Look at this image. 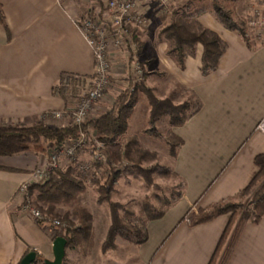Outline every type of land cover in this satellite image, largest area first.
Wrapping results in <instances>:
<instances>
[{"label":"crops","instance_id":"1","mask_svg":"<svg viewBox=\"0 0 264 264\" xmlns=\"http://www.w3.org/2000/svg\"><path fill=\"white\" fill-rule=\"evenodd\" d=\"M103 2L0 0L7 22V28L0 22V125H30L33 121L28 120L67 105L69 99L55 94L62 75L90 76L94 69L92 48L75 19L88 11L106 12ZM149 4L154 7L157 1L151 0ZM146 7L145 2L139 6L146 24L133 27L137 55L149 44L148 12L152 8L145 10ZM198 20L227 44L218 68L209 75L204 76L200 70L202 44H198L195 56L186 58L183 68L167 54L166 42L151 45L155 54L151 65L156 61L173 79L192 89L201 107L182 126L174 127L182 145L171 166L184 182V196L164 217L149 223L148 240L131 249L132 264H208L230 214L194 227L187 215L194 207L208 208L247 187L258 172L255 157L264 154V133L257 129L264 119V38L249 46L241 35L225 28L210 8ZM120 51L111 50L110 54L118 57ZM148 63L149 60L142 59L146 72ZM149 71L152 72L150 68ZM156 90L158 97L166 98L174 88L162 93L157 86ZM139 101L140 98L129 119L128 131L135 119V123L141 121L142 130L149 124L150 106L145 107L141 120ZM131 134L136 135L135 130ZM39 159L32 150L0 156V264H20L30 251L37 253L32 264L54 259L53 243L60 236L57 229L46 222L38 223L23 212L18 195L20 183L30 178L29 172L39 165ZM106 222L102 242L110 219ZM102 242L100 239L96 251L101 255ZM72 258L66 248L65 264H73ZM92 258L88 256L77 263L94 264ZM106 260L98 264H124L125 258ZM228 264H264V216L258 223L248 222L244 226Z\"/></svg>","mask_w":264,"mask_h":264},{"label":"trees","instance_id":"2","mask_svg":"<svg viewBox=\"0 0 264 264\" xmlns=\"http://www.w3.org/2000/svg\"><path fill=\"white\" fill-rule=\"evenodd\" d=\"M204 12H206L205 8L194 9L192 11L190 7H187V9L184 8V12L179 17L177 11H172L173 18L175 17L176 19H173L162 30V34L171 42L168 50L169 55L182 68L184 67L186 58L188 56H195L198 44H202L204 52L200 70L204 76H207L218 68L220 59L227 49V44L216 32L199 22L198 18ZM212 14L225 28L237 32L249 46H252V38L247 30L246 20H235L230 11L225 10L217 1H215ZM0 22L7 28L6 17L1 3ZM131 31L133 33L134 28H131ZM134 38L136 40V36ZM146 74L144 71V78ZM144 78L138 82L140 83L139 85H136L134 89H131L132 91L127 93V96L120 97L113 108L99 115L96 119L88 121L85 128L94 132L98 142L105 146L117 144L118 138L128 128L129 118L136 104L137 90L143 91L149 100L150 127L147 132L155 136L159 135L157 124L163 117L167 116L170 124L178 127L186 123L199 111L201 101L193 90L190 89L188 91L193 97L186 98L181 103H176L171 96L166 98L158 97L153 88L145 85ZM75 92V90L70 91L71 94H76ZM60 96L67 98L64 92ZM79 130L80 127L77 125L57 127L45 124L42 121L31 125L1 124L0 156H14L27 152L31 150L33 144L36 145L43 142H51L53 146L55 145L57 148H60L69 140L75 139L79 135ZM172 135L175 143L171 144V150L173 151V157L176 158L178 149L182 145V139L176 134ZM137 143L138 139L131 137L127 139L123 149L117 152V160H121L122 152L125 158L130 159L131 157L132 163L126 166L125 170L109 165L111 168L109 176L104 178L103 181L95 182L99 193L98 202L109 203L111 209L110 226L102 245L104 252L117 247V237L133 242L136 245L145 243L149 238L146 221L161 219L184 196V182L182 180V190L173 200L168 201L163 208L153 205L146 206L143 211L147 214L146 221L144 219H131L129 216L135 217V212L128 210L125 204L111 199V194L116 183L126 171L127 173L131 172V174L141 175L149 186L155 184V174L165 175L172 172L179 177L170 166L155 164L143 167L141 162L135 158L139 151V148L137 151L135 147ZM139 154L142 156L140 158L144 159L143 154ZM254 161L258 172L247 187L235 196L223 199L208 208L192 213L188 218L186 217L190 226L194 227L212 222L221 215L230 214L229 223L208 264H228L244 226L248 222L258 223L264 216V154H258ZM114 162L116 163L117 161ZM73 172L72 169L62 170L53 168L51 172L49 171L48 177L43 182L34 183L30 186V191L35 195L39 207L47 214L54 215L56 213V203L66 202L74 198L78 192L84 190V180L82 178L77 179L79 178L77 175L73 177ZM79 211H81L77 213V216H81L79 222L73 223L72 220L65 218L70 226L68 225L63 233H60L61 236L67 239V248H75L80 239H90L93 237L91 212L86 209ZM39 222L43 223L44 221L40 220Z\"/></svg>","mask_w":264,"mask_h":264},{"label":"rangeland","instance_id":"3","mask_svg":"<svg viewBox=\"0 0 264 264\" xmlns=\"http://www.w3.org/2000/svg\"><path fill=\"white\" fill-rule=\"evenodd\" d=\"M150 1L151 0H144L143 3H141L144 4L145 2V5H147L145 10H148V8L153 9L148 12L150 17V24L147 30L149 44L148 46H146L147 49H145V47L142 45L143 48L141 47V54L137 55V58L142 66V59L144 61L149 60V67L147 69L148 71L146 72L144 68L145 72L147 73L144 78L145 85L147 87L153 88L156 94L157 86L159 90H162V93L165 92L168 88H174L173 94L171 93L169 96L172 95L173 98H176V103H181L186 98L193 97L192 94L188 92L190 89L173 79L170 73L167 74V71H163L164 68L159 67L156 61L152 62L154 64L151 65V58L155 60V54L152 50L153 47H151V45L157 46L158 41L166 42L168 48L167 54L169 55L168 50L170 48L171 42L170 40L166 39L164 34H162V30L167 25H169V23L172 22L173 19H176L175 17L173 18V14L171 12L177 11L178 16L180 17V15H182V13L184 12V8L186 7H190V10H197L198 8H210L213 10L215 1H217L218 4L224 7L225 10L230 11L231 15L235 20L247 21V30L249 31L251 38L253 39L255 38V34L249 25L250 15L255 10H264V4H262V0H170L169 5L166 6L167 8L165 7L167 10L165 8H161V11L157 6L158 3L153 7V4L152 6H150ZM131 34L133 40L135 41V36H133V33ZM263 38L264 37L262 36V39ZM255 41L258 42V40L256 39ZM111 50L118 49L112 47ZM113 55L114 54H110V59L112 63L111 71L114 75L111 81V85L109 86L107 91L102 95V97L93 103L92 107L90 108L87 114V117L84 120V125L81 126L79 130V134L82 132L86 135L87 143L84 146L80 147L76 153L72 154L73 156L65 155L64 150L60 151L62 150L60 149L62 147L57 148V146H53L51 142H43L36 145L33 144L31 146V150L36 152V154L40 156V159L38 163L39 165H37L29 172V179H31V174L34 171L39 169H46L49 164H52V158L54 157V155H59L56 157L58 163L57 169H72L74 171L73 177H76L75 175H77V177H79L77 179L82 178L84 180V190L78 192L74 198L69 199L66 202L56 203V213H54V215L47 214L42 208L39 207L38 203L36 202L35 195L31 193L29 187V194L32 199L33 207L40 210L41 213L44 215V218L46 219L44 222L51 225L52 227H55L53 225V221L55 220H59L62 223V226L55 227L59 235L60 233H63V231L69 225V222L66 221L65 218L72 220L73 223H78L79 218L81 217L79 215L77 216V213L81 212L79 210L86 209L91 212L93 237L90 239H80V243L78 242L75 248L69 247V254L73 257V264H78L81 259L87 258L88 256L93 257L91 260L94 264H98L100 262H107V257H111V259L120 258L121 261H123V258H125V260L123 261L124 264H132V260L129 258V256L131 255L130 252L132 247L136 245L135 243L125 240L121 237H117L116 248L108 250L106 252H104L102 249V245L105 239H103L104 241L102 242L101 234L102 231L106 230V221L107 219H110L111 209L109 203L98 202L99 193L97 190V185L95 183L96 181H103L104 178L109 176L111 172L110 166L118 167L121 170H125V167L129 166L132 163L130 160L131 157L130 159L125 158L123 152L121 155V160H117V152H120L121 149H123L127 139L131 137H136L138 139V143L135 147L137 151L139 148V151L135 158L137 161L141 162V165L143 167H149L155 164H161L172 167L171 164L174 160L173 151L171 150V144L175 143V139L172 134L176 133H174V126L170 124L169 118L167 116L163 117L157 124V128L159 131L158 136L147 132L148 128L150 127L149 124L145 127L144 130H142V128L144 127H142L143 125L141 121L139 122L138 120L135 123V119L133 120V128L130 131H128L129 129L127 128L126 132L118 138L117 144H114L112 146H105L102 143L98 142L94 132L90 129L85 128L88 121L96 119L99 115L113 108L120 97L127 96V93L132 91L131 89H134L136 85L140 84L138 82L136 83V81L133 80L134 75L132 73V70H130L132 69L131 60H128L129 64L127 65V62L124 63V60L121 57L122 55H119L118 57ZM149 68L152 70V72L149 71ZM123 75H125V77H123ZM139 98V102L141 104L140 109L138 110L140 113L138 118L142 120V114L145 113V107L148 105L150 106V104L146 94L141 90H137L136 104L134 105V108L135 106H137ZM77 104L78 101L76 99H72L67 103L64 108L47 111L43 113L39 118L37 117V119L33 120L30 119L27 122L33 121V123H35L42 121L45 124L57 127L73 126L72 119L69 115L57 117L55 113L59 111H64L67 107L75 108ZM134 108L132 110L130 118L133 117ZM132 130H135L136 135L131 134ZM118 142L121 143V145H119ZM96 151L103 153L104 158L102 160H98L95 157ZM139 153L143 154L144 159L140 158L142 156H140ZM112 156L114 157L112 158ZM114 161L117 162L115 163ZM111 162L112 164H110ZM47 177H44L41 180H39L40 178H38L36 180L37 182H32L33 180L31 179L30 186L34 183L43 182ZM154 181L155 184L149 186L145 183L141 175L131 174V172L127 173L126 171V173H124L116 183L115 188L111 194V199L115 202L125 204L128 210L135 212V217L129 216L131 219H144L146 221L147 214L143 211L145 210L147 205H153L158 208H163L168 201L173 200L177 196V194L182 190V179L177 175H174V173L172 172L165 175L155 174ZM198 211L199 210L194 207L193 210L191 209V212L187 215V218L192 213H196ZM32 218L38 223H40L39 219H36L34 217ZM150 222L151 221L148 222V220L146 221L147 227ZM95 231L98 233V237L96 236ZM100 239L102 242L101 251L103 255L96 253V251H98V247H100Z\"/></svg>","mask_w":264,"mask_h":264},{"label":"built area","instance_id":"4","mask_svg":"<svg viewBox=\"0 0 264 264\" xmlns=\"http://www.w3.org/2000/svg\"><path fill=\"white\" fill-rule=\"evenodd\" d=\"M144 0H104L106 12H86L75 19V23L87 43L93 51L94 69L90 76L66 73L62 75L55 87V94L65 93L67 99H76L78 104L75 108L67 107L64 111L55 113L57 117L69 115L73 125L79 127L84 125V120L92 107L93 103L100 99L111 85L114 77L111 71V48L115 47L120 51L124 63L129 64L131 60L134 81L140 82L144 78V68L137 58V45L132 38L131 28L137 25H145L146 19L139 6ZM159 10L169 5L170 0H156ZM264 4V0H262ZM167 8V7H166ZM165 8V9H166ZM167 10V9H166ZM249 25L255 34L252 41H261L264 32V10H255L249 18ZM257 42V41H255ZM129 68V67H128ZM75 90L76 94L70 91ZM257 129L264 133V119L259 123ZM87 143L86 135L80 133L75 139L66 142L62 148L65 155H72ZM61 153V152H60ZM52 158V164L46 169H39L31 174L32 182L47 177L48 172L58 167L56 157ZM73 156V155H72ZM95 157L98 160L104 158L103 153L96 151ZM31 179L20 184L18 195L20 196V208L23 212L32 217L45 221L44 215L40 210L33 207L32 199L29 194ZM55 227L62 226L59 220L53 221Z\"/></svg>","mask_w":264,"mask_h":264},{"label":"water","instance_id":"5","mask_svg":"<svg viewBox=\"0 0 264 264\" xmlns=\"http://www.w3.org/2000/svg\"><path fill=\"white\" fill-rule=\"evenodd\" d=\"M67 239L63 236H58L53 243L54 259H44L45 264H63L66 255ZM37 259L35 251L28 252L21 260L20 264H32Z\"/></svg>","mask_w":264,"mask_h":264}]
</instances>
